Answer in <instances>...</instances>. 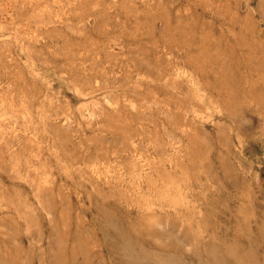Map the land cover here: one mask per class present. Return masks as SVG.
Masks as SVG:
<instances>
[{
    "label": "rangeland",
    "instance_id": "obj_1",
    "mask_svg": "<svg viewBox=\"0 0 264 264\" xmlns=\"http://www.w3.org/2000/svg\"><path fill=\"white\" fill-rule=\"evenodd\" d=\"M0 264H264V0H0Z\"/></svg>",
    "mask_w": 264,
    "mask_h": 264
}]
</instances>
